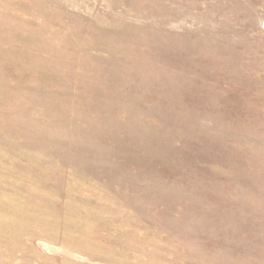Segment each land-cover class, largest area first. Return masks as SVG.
<instances>
[{
    "label": "rangeland",
    "instance_id": "1",
    "mask_svg": "<svg viewBox=\"0 0 264 264\" xmlns=\"http://www.w3.org/2000/svg\"><path fill=\"white\" fill-rule=\"evenodd\" d=\"M0 264H264V0H0Z\"/></svg>",
    "mask_w": 264,
    "mask_h": 264
}]
</instances>
